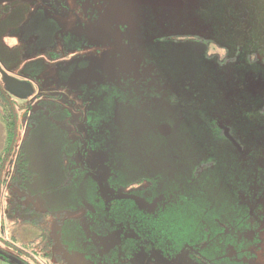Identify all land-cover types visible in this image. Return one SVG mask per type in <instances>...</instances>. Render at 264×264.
I'll return each mask as SVG.
<instances>
[{
  "label": "rangeland",
  "instance_id": "1",
  "mask_svg": "<svg viewBox=\"0 0 264 264\" xmlns=\"http://www.w3.org/2000/svg\"><path fill=\"white\" fill-rule=\"evenodd\" d=\"M51 1L63 10L54 12L50 3L43 6L38 0H0V69L18 80L31 81L34 93L27 100L8 94L18 112L16 147L25 138L30 111L37 112L38 102L43 100V104L57 105L71 115L63 120L65 116L55 113L49 122L52 127L44 122V131L31 133L39 134L62 154L66 150L63 146L75 147L71 150L79 152L78 156L87 147L86 162L91 166L112 157L111 176L120 184H131L143 176L166 178L168 173L186 178L199 162L211 161L213 153L220 157L217 166L224 163L227 167L231 163L226 156L230 147L221 139L219 125L231 129L243 144V154L233 158L236 166L253 173L259 170L264 180V0ZM93 91L96 103L85 104L83 110L102 116L91 124L83 122L84 115L81 118L74 98L88 100ZM106 91L112 101L102 103L99 96ZM53 96H60L57 103H50L55 100ZM116 101L121 114L113 117L115 105L111 102ZM45 109L48 113L44 116L48 117L50 110ZM90 117L95 120V116ZM163 122L169 123L172 133L162 138L157 128ZM133 126H139V131H129ZM61 130L65 131L63 136ZM3 141L0 125V151ZM52 147L45 149L50 153L47 162ZM255 152L259 156L253 160ZM15 156L16 151L10 159L15 160ZM150 156L151 163H143L142 159ZM6 175L1 178V223L6 180L11 179L12 172L7 179ZM213 175L221 177L218 170ZM103 176L100 169L86 170L74 184L75 189L66 193H78L80 198L86 192L94 193ZM227 176L230 178L224 181H231V175ZM243 187L239 197L242 203L246 200L256 206L255 211L247 212L251 228L257 226L259 230L257 235L252 230L246 234L250 241L258 240L251 243L255 257L246 264H264V202L244 195ZM102 191L108 196L114 194L105 186ZM199 194L204 199L214 197ZM138 197L140 210L154 211L144 197ZM76 201L73 197L68 200L77 226L107 252L116 245L115 235L122 234V226L107 241L98 239L88 226L89 222L94 224L93 218L85 215ZM125 232V237L131 236ZM4 238L10 240L7 233ZM16 242L20 244V239ZM60 250L61 256L52 264H90ZM144 254L143 249L136 251L131 264L153 262ZM0 264H4L1 258Z\"/></svg>",
  "mask_w": 264,
  "mask_h": 264
},
{
  "label": "trees",
  "instance_id": "2",
  "mask_svg": "<svg viewBox=\"0 0 264 264\" xmlns=\"http://www.w3.org/2000/svg\"><path fill=\"white\" fill-rule=\"evenodd\" d=\"M76 45L79 49L80 45L78 43ZM68 93L70 97H74L73 92ZM55 96H53L55 100H51L50 103L58 102L60 96ZM83 97H86L85 94ZM95 97L96 92L93 91L88 100L74 98L76 109L78 106L79 110H83L84 105L91 101L92 104L96 103ZM111 98L106 91L99 96V101L110 102ZM13 102L10 96L5 98L0 92V125L4 135L0 151V193L4 187L1 178L7 174V179L9 172H12L11 179L8 182L5 179L8 184L2 206L9 241L18 246L16 250L26 252L21 254L36 257L45 264H52L53 260H57L61 256L60 249L68 256L82 258L90 264H131L132 257L139 249H143L144 257H151L156 264H246L254 259L255 254L250 251L251 243L258 240L254 238V241H250L246 234L251 230L255 234L259 231L256 230L257 226L251 228V220L247 212V210L255 211L256 206L249 205L246 200L242 203L238 192L245 186L244 195L257 197V201L264 202V180L263 177L261 179L262 173L259 170L253 173L252 169L245 171L244 168L236 166L237 163L233 158L240 154L226 141L230 147L226 156L231 160L227 167L224 163H221L220 167L217 166L216 159L220 157H216V153H213L214 157L211 161L199 162L196 167L191 168L192 172L186 178L179 173L175 175L168 173L166 178L155 176L153 179H147L143 176L139 177V180L135 178L136 180L131 184H120L121 182L118 183V180L115 182L110 174L108 180L100 179L102 189L105 186L114 191L110 196L105 194L108 196L107 200L96 190L98 185L96 187L92 185L95 188L94 193L86 192L85 197L80 198L78 193L68 195L66 191L75 189L74 184L86 170L93 171L92 169L102 166L111 170L109 166L113 164L112 157L107 161L99 160L96 165L91 166L86 162L87 147L78 156L79 152L72 151L75 147L70 146L71 150L63 146L66 150L62 154V151L52 147L51 143H46L39 134L33 135V132L44 131L45 123L52 127L49 122L55 113L60 112V117L65 116L63 120L70 117L68 112L59 106L43 104L45 103L43 100L38 102L40 106L37 112L30 111L31 117L25 138L16 147L19 123L18 112ZM45 108L50 110L51 115L48 117L44 116V113H48ZM93 112L95 120L92 121L97 123L102 115L97 111ZM31 134L32 144H30ZM61 134L63 136L65 131ZM231 134L232 137L235 136L232 131ZM105 135L111 137L108 132ZM220 137L224 141L221 132ZM234 139L242 148L243 144L236 137ZM26 143L32 146L26 147ZM76 144L78 145V142ZM47 146L53 148L51 161L48 159V162L46 159L50 153L45 151L48 149ZM14 151H16L15 160L10 159ZM151 154H154L153 151ZM252 156L255 160L259 154L255 152ZM165 158L167 164H172L168 155ZM142 160L143 163L149 164L152 158L150 156ZM212 165L215 166L212 168ZM215 170L219 171L221 177L213 175ZM228 174L231 175V181H224L229 177ZM143 182L144 187L137 188ZM177 183H180L179 187ZM170 186L175 188H169ZM232 186V190L229 191L228 188ZM131 187H134L132 192ZM202 192L214 197L204 199L199 194ZM139 194L150 203V206H153L151 208H154V211L140 210ZM156 194H158L156 198L159 199L155 198ZM72 197L81 203V206H78L80 209L87 204L92 206V213L84 208L85 215L88 214L93 218L94 224L89 222L88 226L90 233L98 239L103 238L107 241L110 237H114L118 226H122L123 232L127 229L125 233L131 236L125 237L123 232L120 235L117 232L114 239L117 241L116 245L107 252H102L99 244L91 237H87L83 227L81 226V229L77 226L76 218L71 214L74 213L70 207L71 203L68 202ZM76 204L80 205L77 201ZM0 214H2L1 203ZM0 233L6 234L3 227ZM18 239L20 244H16ZM3 250L0 247V257L8 260L7 253ZM33 261L35 264H40L34 259ZM15 262V264H27L21 260ZM153 262L150 261L148 264Z\"/></svg>",
  "mask_w": 264,
  "mask_h": 264
},
{
  "label": "flooded vegetation",
  "instance_id": "3",
  "mask_svg": "<svg viewBox=\"0 0 264 264\" xmlns=\"http://www.w3.org/2000/svg\"><path fill=\"white\" fill-rule=\"evenodd\" d=\"M39 2H41L42 3V5L43 6H46V5H50L53 1H51V0H46L45 2H43V1H41V0H38ZM50 3V4H49ZM50 8H52V10L54 11V12H56V10H59V8H61L62 10H63V7L62 6H60V5H58L56 2H55V4H51V7ZM2 69H0V92H1V94L6 98L7 96H8V94L5 92V88H4V84H3V75H2V71H1ZM7 73V72H6ZM7 75H9L8 73H7ZM9 76H11V75H9ZM29 82H31V81H29ZM32 83V82H31ZM125 102V101H124ZM111 103H113L114 105H115V108L112 110V112H113V114L114 115H116L117 113H119V111H118V107H119V102L118 101H116V102H111ZM133 106H135V108H138L139 106H140V104H138V105H133L132 104V107ZM63 110H65L66 112H68L66 109H63ZM80 113H82L81 114V118H82V116L84 117L82 120H83V122H84V120H86L85 122H87V123H91L92 124V117H90V116H93L94 115V112H93V110H91V112L90 111H84V110H80ZM67 114V113H66ZM68 114L69 115H71L69 112H68ZM119 114H121V113H119ZM137 117L139 116V115H136ZM135 116V117H136ZM113 117H115V116H113ZM139 118H140V116H139ZM139 120V119H138ZM17 121V120H16ZM17 123V122H16ZM94 123V122H93ZM84 124V123H83ZM162 124H167V125H169V123H167V122H163ZM162 124H160L159 126H158V128L162 125ZM139 126H133L132 127V129H130L129 131H133L134 133L135 132H137V131H139V129H137ZM169 127H170V129H171V126L169 125ZM158 128H157V130H158ZM222 128H225V127H223V126H220L219 125V127H217V130H220V132L222 133V135H223V130H222ZM226 129H228V128H226ZM129 131H125V132H129ZM229 133H230V136L232 137V134H231V131H230V129H229ZM171 135V134H170ZM169 135V136H170ZM221 135V136H222ZM162 137V136H161ZM168 137V136H167ZM223 138H224V141H226L227 143H229L230 145H232L229 141H227L226 139H225V137H224V135L222 136ZM163 138V137H162ZM233 139H234V137H232ZM235 140V139H234ZM236 141V140H235ZM237 142V141H236ZM237 144H238V142H237ZM239 145V144H238ZM240 146V145H239ZM232 147L234 148V146L232 145ZM240 148H241V146H240ZM235 149V148H234ZM241 150H242V148H241ZM236 151V150H235ZM92 169V168H91ZM97 169H100V171L101 172H103L104 173V176L102 177V179L101 180H104V181H106V180H108V178H109V176H110V174H111V170H109V168H106V166H102V167H98V168H96V169H92L93 171H96ZM101 181H99L98 182V186H99V194L101 193L100 192V186H101ZM101 191H102V188H101ZM102 194L103 195H101L100 194V196L102 197V198H105L106 197V200L108 199V196H106L105 195V193H104V191H102ZM90 208H89V207ZM84 208L86 209V210H88L89 211V213H92L93 212V208H92V206L91 205H89V204H87V205H84ZM4 217H5V215H4ZM0 218H1V214H0ZM1 221H2V219H0V229H2V227H3V231H4V233H6L7 232V224H6V218H4V221L1 223ZM5 235V234H4ZM4 235H1V233H0V247L2 248V249H4L3 251L4 252H6L7 253V257H8V260H4L2 257H0L2 260H3V263L4 264H15L16 262V260H21V262L22 261H24V262H26L27 264H35L34 263V261H33V258L31 257V256H26V255H23V254H21V253H26L24 250H23V252H21L22 250H20V251H18V250H16L17 249V247L18 246H16V245H14V244H12L8 239H5L4 238ZM34 260H35V258H34ZM149 260H152V258L151 257H148V261ZM150 262V261H149Z\"/></svg>",
  "mask_w": 264,
  "mask_h": 264
},
{
  "label": "water",
  "instance_id": "4",
  "mask_svg": "<svg viewBox=\"0 0 264 264\" xmlns=\"http://www.w3.org/2000/svg\"><path fill=\"white\" fill-rule=\"evenodd\" d=\"M41 1L45 2L46 0H41ZM1 73L3 75V84H4L5 92L7 94L15 97L18 100H27L29 99V97L33 96L34 93H33V86L31 82L18 80L14 78L13 76L7 75L5 71H2ZM222 130H223V135L225 139L234 146L236 152L242 155L243 151L241 150L237 142L230 136L229 129L222 128ZM157 132L162 137H167L172 133L169 125L167 124H162L158 128ZM100 192H101L100 194L103 195L101 191V186H100Z\"/></svg>",
  "mask_w": 264,
  "mask_h": 264
}]
</instances>
